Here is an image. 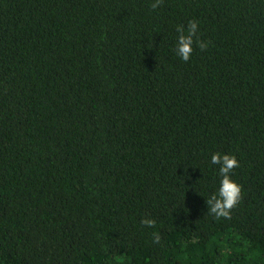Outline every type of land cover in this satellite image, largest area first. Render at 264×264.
I'll use <instances>...</instances> for the list:
<instances>
[{
	"label": "trees",
	"instance_id": "16d2710c",
	"mask_svg": "<svg viewBox=\"0 0 264 264\" xmlns=\"http://www.w3.org/2000/svg\"><path fill=\"white\" fill-rule=\"evenodd\" d=\"M154 2L0 0V264H264V0Z\"/></svg>",
	"mask_w": 264,
	"mask_h": 264
},
{
	"label": "clouds",
	"instance_id": "9594fccd",
	"mask_svg": "<svg viewBox=\"0 0 264 264\" xmlns=\"http://www.w3.org/2000/svg\"><path fill=\"white\" fill-rule=\"evenodd\" d=\"M160 0H155L153 8L158 7ZM176 31L179 33L176 43V54L184 62H188L193 53L194 37L198 33V21L191 20L187 28L178 25ZM201 49L207 47V44L197 41ZM211 164L219 165L218 173L220 176L219 187L206 201L209 211L217 217H227L230 210L233 209L241 199L242 187L232 179V171L238 167L239 161L235 155L229 153L215 152L211 155ZM145 223L151 225L152 221L146 219Z\"/></svg>",
	"mask_w": 264,
	"mask_h": 264
}]
</instances>
